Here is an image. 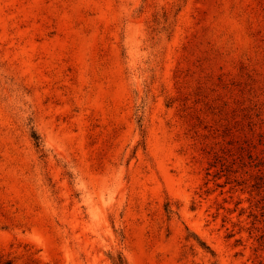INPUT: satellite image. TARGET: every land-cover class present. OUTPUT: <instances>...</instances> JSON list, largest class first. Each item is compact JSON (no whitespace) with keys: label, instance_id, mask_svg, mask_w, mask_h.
<instances>
[{"label":"rangeland","instance_id":"374dc122","mask_svg":"<svg viewBox=\"0 0 264 264\" xmlns=\"http://www.w3.org/2000/svg\"><path fill=\"white\" fill-rule=\"evenodd\" d=\"M119 258L264 264V0H0V264Z\"/></svg>","mask_w":264,"mask_h":264},{"label":"trees","instance_id":"16d2710c","mask_svg":"<svg viewBox=\"0 0 264 264\" xmlns=\"http://www.w3.org/2000/svg\"><path fill=\"white\" fill-rule=\"evenodd\" d=\"M33 140H34L35 146L38 147L40 145L39 137H37L35 133H33ZM117 264H126V263L121 258H119Z\"/></svg>","mask_w":264,"mask_h":264}]
</instances>
